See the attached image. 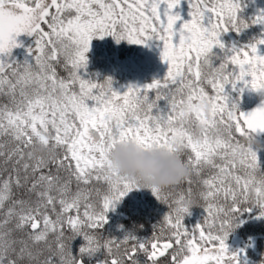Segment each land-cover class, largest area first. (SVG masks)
Listing matches in <instances>:
<instances>
[{
    "label": "snow or ice",
    "instance_id": "obj_1",
    "mask_svg": "<svg viewBox=\"0 0 264 264\" xmlns=\"http://www.w3.org/2000/svg\"><path fill=\"white\" fill-rule=\"evenodd\" d=\"M181 3L0 0V264H247L227 241L244 212L264 216V103L240 111L227 89L264 95V38L230 48L221 38L264 25V10L247 21L242 0H188L184 20ZM22 34L36 38L32 63L8 59ZM107 36L162 42L166 76L123 92L85 79L91 42ZM125 141L179 144L191 169L177 194L152 189L170 211L146 240L105 232L108 212L139 189L111 164ZM190 199L206 211L191 228Z\"/></svg>",
    "mask_w": 264,
    "mask_h": 264
},
{
    "label": "trees",
    "instance_id": "obj_2",
    "mask_svg": "<svg viewBox=\"0 0 264 264\" xmlns=\"http://www.w3.org/2000/svg\"><path fill=\"white\" fill-rule=\"evenodd\" d=\"M249 8H251L248 10L249 12H256L255 10H253L255 9L254 5H251ZM240 16L245 20H250L247 13L245 16H243V14H240ZM229 32H231L232 34H227L229 43L232 44V42H234L237 44H242V42L238 39V35L236 36L232 31ZM243 33V36L247 37V39L250 37V29H245ZM121 42L123 43V46L125 48L124 50H136V48H131L130 44H126L123 40ZM106 43L108 42H104L102 46L105 47ZM106 49H104L103 51H105ZM119 49L120 53H122L123 51L121 46L119 47ZM107 51L109 52V49H107ZM219 56L222 55L219 54ZM97 58L98 56H96L90 68V72L86 74L87 71L85 69H81V75L85 79H90L95 82L102 83L110 78L108 76L110 75V70H114L115 72L113 71V73H117V75L119 76L118 80H115V82H117V85L120 86L123 82L124 77L126 76L123 77V75H119L118 70L116 69L117 67L113 66L114 63L112 62V59H110V55L109 58L106 59ZM218 61L219 60H217L216 62L218 63ZM96 62H98L99 64H96ZM60 74L66 75V73L62 70L60 71ZM125 79L128 78L126 77ZM2 100L3 98H0V101ZM160 104L163 108L166 104V101H161ZM179 191V189H173V194H177ZM200 205H194L190 209L191 214L185 217V224L190 228L201 223L206 216V211L203 208L204 202L200 201ZM169 211L170 209L168 205L158 200L157 197L153 194L152 189H134L129 192L121 202L117 204L115 210L108 212V223L105 225V232L110 237L114 238L122 239L127 233H134L140 239H150L155 230L154 226L161 222ZM261 211L262 209L257 207L252 212H244L240 217V219L243 220L244 223L229 235L227 241L229 247L236 240L246 245L245 259L247 260V264H264V216L260 215ZM115 224H119L121 226V229L123 231L122 237H117L114 234V231H111ZM85 243L86 241L83 239V237L78 236L72 242L74 254H78L80 247H82ZM94 261L95 260L89 261L88 259H85V264L92 263Z\"/></svg>",
    "mask_w": 264,
    "mask_h": 264
},
{
    "label": "rangeland",
    "instance_id": "obj_3",
    "mask_svg": "<svg viewBox=\"0 0 264 264\" xmlns=\"http://www.w3.org/2000/svg\"><path fill=\"white\" fill-rule=\"evenodd\" d=\"M251 5H254L255 9L253 10H255L256 12L248 11L249 9H251L249 8ZM261 10H264V0H242V11L240 12V14H243V16H245L247 13L250 20L255 16L259 15L261 13ZM175 11L179 12L184 20H189V13L191 9L189 7L188 0H182L181 5L177 9H175ZM250 20L247 19V21ZM247 29H250V37L248 39L247 37L243 36V32L237 33L236 31H232L235 33L236 36L238 35V39L242 42V44H237L234 42H232V44L229 43L227 34L232 35L231 32L225 33L221 39L226 45V47L230 48L233 45H235L236 47H241L254 42L258 38H264V25L251 24L250 27ZM35 39L36 38L34 37V39L26 45L19 60L20 63H24L25 61L29 63L34 62V57L29 53L28 49L35 47ZM106 41L108 43L105 44V47L109 49V52L105 47L102 46L103 43ZM123 41L126 44H130L131 48H136L137 51L134 49H132V51L124 50L125 48L123 46V43L121 41L117 43L115 38L112 36H107L103 39H93V41L91 42V50L88 53V64L86 74L90 72V68L96 56H98L97 59H106L109 58L110 55V59H112V62L114 63L113 66L117 67L116 69L118 70L119 75H123V77L126 76L128 78L125 79L126 77H124L123 82L119 86L117 85L118 83L115 82V80H118L119 78L117 73H113L114 70H110V72L108 71L110 73V75L108 76L113 81V87L121 92L126 91L129 85L143 86L153 82V80L155 79H162L166 76L169 66L162 59V42L158 40H153L150 41L147 45H143L132 44L129 43L127 40ZM120 46L123 51L122 53H120ZM104 49L106 50L103 51ZM261 50L264 51V46H262ZM213 51L219 56V54L223 55L224 50L220 49L219 47H216ZM96 64L99 63L96 62ZM227 91L229 92L233 100L238 103L240 111L243 112L250 110L257 103L264 101V95H261L260 93L254 90L245 89L242 96L238 91H233L230 86L228 87ZM111 231H114V234L117 237L123 236V231L119 224H115ZM245 246L246 245L244 243H241L240 241L236 240L230 246V248L234 251H239L241 249L245 250ZM86 264H95V261Z\"/></svg>",
    "mask_w": 264,
    "mask_h": 264
},
{
    "label": "clouds",
    "instance_id": "obj_4",
    "mask_svg": "<svg viewBox=\"0 0 264 264\" xmlns=\"http://www.w3.org/2000/svg\"><path fill=\"white\" fill-rule=\"evenodd\" d=\"M39 151L47 154L46 148H40ZM181 153L179 144L174 152L166 148L145 150L135 141H125L115 145L110 160L114 170L139 185V188L168 191L183 184L191 176V169ZM195 204L194 199L185 201V205L190 208Z\"/></svg>",
    "mask_w": 264,
    "mask_h": 264
},
{
    "label": "water",
    "instance_id": "obj_5",
    "mask_svg": "<svg viewBox=\"0 0 264 264\" xmlns=\"http://www.w3.org/2000/svg\"><path fill=\"white\" fill-rule=\"evenodd\" d=\"M34 38V36H28L27 34H22L20 35L17 39L18 41L21 43V46L20 47H17L15 49H13L12 53H11V56L8 57V59H11V60H15L17 61L21 55V52H22V49L23 47L28 43L30 42L32 39ZM264 103L261 102L259 104H257L256 106H254L252 109H250L249 111L247 112H251L253 111L254 109H256L257 107L261 106V104Z\"/></svg>",
    "mask_w": 264,
    "mask_h": 264
}]
</instances>
